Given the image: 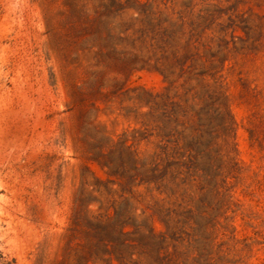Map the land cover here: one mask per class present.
I'll list each match as a JSON object with an SVG mask.
<instances>
[{"label":"rangeland","instance_id":"374dc122","mask_svg":"<svg viewBox=\"0 0 264 264\" xmlns=\"http://www.w3.org/2000/svg\"><path fill=\"white\" fill-rule=\"evenodd\" d=\"M0 264H264V0H0Z\"/></svg>","mask_w":264,"mask_h":264}]
</instances>
